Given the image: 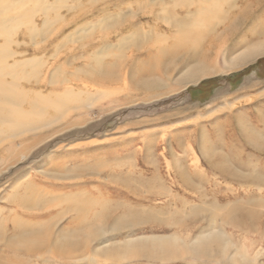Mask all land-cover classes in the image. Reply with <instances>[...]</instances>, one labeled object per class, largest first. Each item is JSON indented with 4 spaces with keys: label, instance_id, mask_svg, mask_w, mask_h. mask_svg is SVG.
I'll return each instance as SVG.
<instances>
[{
    "label": "rangeland",
    "instance_id": "1",
    "mask_svg": "<svg viewBox=\"0 0 264 264\" xmlns=\"http://www.w3.org/2000/svg\"><path fill=\"white\" fill-rule=\"evenodd\" d=\"M43 1L53 5L45 14L48 24L44 29L41 23L45 19L38 18L41 0H0V7L13 4L19 13L33 9L29 18L18 19L17 25L14 20L1 28L0 40H10L9 50L15 55L8 60L10 65L38 60L39 70L29 73L25 80H37L39 86L45 84L25 91L19 86V92L25 95H16L12 105L19 108L20 100L25 104L33 102L34 93L50 101L57 97L66 99L67 93H74V98L66 104L69 109L62 120L50 119L38 130L27 133L23 140L6 145L13 150L0 162V264H264V54L233 69H224L220 57L215 70L195 82L179 83L178 73H172V78L160 87L141 88L138 81L135 87L129 81L133 62L126 57L134 44L143 46L148 41L132 39L123 45L125 50L115 46L128 35L154 36V28L163 34L164 29L171 27L149 14L151 10L153 14L162 11V7L151 6L158 0ZM170 9L181 17L185 14L180 7L166 6L167 12ZM11 11L0 15V21L8 22L14 13L18 14ZM261 13L264 18V7ZM127 14V18L117 20L118 24H126V29L106 31L109 19ZM73 16L76 22L65 26L66 20ZM35 18L39 33L32 40L24 38L22 31ZM57 30L60 32L56 34ZM103 37L108 41H100ZM104 43L110 44L111 49L102 53ZM60 65L70 75L64 79L80 72L89 88L85 89L82 81L75 78L72 83L61 80L62 71L57 69ZM108 72L120 82L94 89L91 82L102 79ZM51 75L54 80L60 79L58 86L49 82L53 79ZM4 80L7 85L12 83L9 77ZM204 82L210 83L202 86ZM87 97L92 99L89 101ZM46 113L57 115L51 109ZM3 144L0 141V146ZM259 144L263 145L260 150ZM85 163L98 166V170L87 172L80 179L55 180L48 176L56 165L67 168ZM30 179L40 187V201L53 205L46 211L40 209L39 213H49L33 221L50 223L39 236L14 241L12 246L18 251L7 254L5 238L2 239V230L8 228L4 225L8 214L5 207L10 210L6 206L9 198L22 194ZM121 180L126 187L117 182ZM77 192L96 198L93 205L89 201L77 202L89 205L92 211L99 209L103 201L115 199L148 211H161L163 215L180 209L183 217L192 209L228 205L238 208L240 203L256 202V208L248 207L255 209L259 223L253 226L246 222L230 223L227 217L236 216L225 207L213 217L218 223L216 229L233 232L231 253L234 247L248 248L249 255L237 260L226 250L216 251L219 242L214 241L209 250L207 245L202 249L189 246L204 220L200 213L181 232L159 223L131 222L113 227L106 219L98 236L89 239L91 236L82 234L84 229L78 232V226L70 222L68 215L58 219L64 199ZM248 199L255 201L244 202ZM224 220L228 221L226 226L219 224ZM204 223L206 228L207 222ZM168 224L174 222L169 220ZM72 232L77 234L68 237ZM173 232L179 239L161 248H151L150 242L140 239ZM42 236L47 238L41 244L46 248L28 255L29 242ZM127 240L133 241L128 244Z\"/></svg>",
    "mask_w": 264,
    "mask_h": 264
},
{
    "label": "bare ground",
    "instance_id": "2",
    "mask_svg": "<svg viewBox=\"0 0 264 264\" xmlns=\"http://www.w3.org/2000/svg\"><path fill=\"white\" fill-rule=\"evenodd\" d=\"M41 1L42 3L39 4L41 14L38 15V18L45 19L41 23V28L44 29L48 24L45 14L53 9V5H49L47 2L44 4V1ZM168 5L180 7L181 12L185 13L184 16L181 17L173 9L167 12L166 6ZM151 6H156V8L162 7L160 13L153 14V10H151L149 14L154 15L158 20L171 27L169 26L170 28L164 29L163 34L157 33L156 28H154L155 38L150 33H145V37H141L139 34L128 35L120 39L119 43L115 46L118 49L125 50L126 48L123 45L128 44L132 39L140 38L143 41H148V44L143 46H135L141 45L140 43L134 44L133 48L130 49V55L126 57L127 60H132L133 62L130 70L132 75L129 77V81L135 87L137 81L141 88L153 89L160 87L167 79L172 78V73H178L176 76L178 80L180 79L179 83L195 82L199 77L209 75L210 70H215L217 60L220 57L223 59L224 69H233L232 67L235 65L247 63L256 56L264 54V18L261 13L264 7V0H241L240 2L238 0H158L151 4ZM8 10H15L18 14H15L13 11L14 17L12 20L8 22L0 21V29L14 20L15 25H17L18 19L29 18L33 9L19 13L18 7L14 8V5L10 4L7 8L0 7V15L8 13ZM163 15H166V18L161 19L160 17ZM127 17L128 14L109 19L105 27L106 31L116 28L120 31L126 29V24H118L117 20ZM75 22L76 17H70L66 20L65 26H69ZM38 25L39 23L36 18L30 19L28 25L22 31L24 38L27 37L32 40L33 36L39 33ZM59 32L60 30H57L56 34ZM100 41L105 42L108 40L106 37H103ZM9 45L10 40L8 38H5L4 42L0 40V141L1 144L4 142L3 146H0V162H3L4 156H7L13 150L11 147L6 148V145H12L23 140L27 133L38 130V126L47 122L49 123L50 119H55L56 121L62 120L67 109H69L66 107V104L70 102V99L74 98V93H67L65 95L66 99L57 97L55 101H50L34 93L33 98L35 97V100L33 102L25 104L24 100H20L21 106L19 108L13 107L12 104L16 95L20 97L25 95V92H19V86L24 88V91L25 89L31 90L33 87L39 86V81H26L25 76L38 71L40 63L38 60H28L22 64L10 65L8 60H13L15 55L10 53ZM103 48L101 50L102 53L110 50L111 46L108 43H104ZM207 62L209 63L206 64ZM62 66L60 65L57 69L62 71ZM19 73H21V76H19ZM51 76L53 79H49V82L53 81V85L58 86L61 83L60 79L62 80V78L64 79V77L70 75L62 71V77L58 80H54V76ZM80 76V72H76L64 80L72 83V78H75L78 81H82L84 88L88 89V82L84 81ZM6 77L12 79L10 85L5 83L4 78ZM20 80L24 81L20 82ZM118 81L120 82L117 77L108 72V74L102 75V79L100 77L93 80L91 86L96 89V87L102 85L108 86ZM73 84L76 85V82L74 81ZM44 85L42 84L39 87ZM86 99L90 101L92 97H87ZM79 105L81 106V103ZM80 106H77V108H80ZM47 109H51L56 113V117L46 113ZM46 114L48 116H45ZM259 148H263V145L259 144L258 150H260ZM96 170H98V166H90L86 163L84 166L77 165L67 168L56 165L53 172L48 176L55 180L80 179L85 173ZM117 182L126 187L124 181ZM66 187L70 188V186ZM74 187L77 186L74 185ZM40 197H42L40 195V187L38 184H33L30 179L26 183L22 194H15L9 198L10 202L6 201V206L10 210L5 207L8 214L5 217L6 223L4 225L8 228H4L2 230L3 234H1L2 239L5 238L4 247L7 254H13L14 251H18L17 248L12 246L14 241H18L24 236H39L46 225L50 223V221L46 223L33 221L49 213H39L40 209L46 211L53 207V205H48L45 201L41 202ZM79 201L85 203L89 201L92 205L97 202L96 198H91L86 192L71 194L70 198L64 199L62 202L65 204L63 205L64 208H60L58 219L68 215L70 222L78 226V232L84 229L82 234H85L88 238L91 236L89 239L98 236V233L102 231L106 219L111 221L113 227H119L118 225L120 224L131 222L159 223L164 227H171L181 232L187 230L186 227L191 225L192 221L196 219L195 214L200 213L201 217H204V220L200 224L198 235L194 237L192 242H189V246H199L202 249L203 245H207L209 250L214 246V241L219 242L220 246L216 247V251H223L224 253L228 251L226 254H232L231 258L234 256V260H237L236 258L245 259V254L249 255L247 253L248 248L245 246L241 249L234 247L231 253L229 248L232 246V240L235 239L234 234L232 231L228 232L226 228L216 229L215 223L217 222L213 221V217L217 216L216 213L219 209L225 207L227 210L230 208L236 216L233 219L227 217L230 223L236 222L242 224L246 222L249 226L259 223L258 215L254 213L255 209H252V207L257 206L256 202L240 203L237 205L238 208L228 205L217 206L211 209L206 207H203L201 210L192 209L187 217H183L182 210L180 209L171 214L163 215L160 214L161 211H148V208L139 207L137 204H132L128 201L120 202L115 199L113 201H103L104 203L98 205L99 209L92 211L89 205H85V203L82 205L78 204L77 202ZM254 201V199H248V201L244 202ZM178 217L180 219L176 221L175 218ZM169 220H172L174 224H168ZM204 222H207L208 227L207 225L206 228L203 227ZM219 224H225L226 226L228 221H220ZM74 234H77V232L70 233L68 237ZM140 239L150 242L152 244L151 248H161L169 245V242H176L179 236L173 232L167 236H151ZM46 240V236L45 238L43 236L41 238L35 237L34 240H31L28 244L29 248L26 249L28 255L37 254L38 251L45 249L46 246H41V244H45ZM132 241L127 240L128 244ZM34 243L37 245L36 248H34ZM56 244L59 245V242ZM198 254H200L199 250ZM234 254H238L239 256L236 257ZM256 254H259V252L257 251Z\"/></svg>",
    "mask_w": 264,
    "mask_h": 264
},
{
    "label": "trees",
    "instance_id": "3",
    "mask_svg": "<svg viewBox=\"0 0 264 264\" xmlns=\"http://www.w3.org/2000/svg\"><path fill=\"white\" fill-rule=\"evenodd\" d=\"M211 82V81H210ZM210 82H204V83H202V86H204L205 84H207V83H210ZM201 86L198 88V91H201Z\"/></svg>",
    "mask_w": 264,
    "mask_h": 264
}]
</instances>
